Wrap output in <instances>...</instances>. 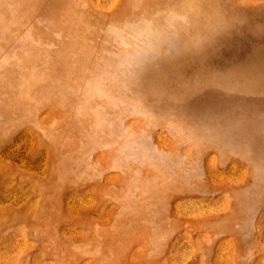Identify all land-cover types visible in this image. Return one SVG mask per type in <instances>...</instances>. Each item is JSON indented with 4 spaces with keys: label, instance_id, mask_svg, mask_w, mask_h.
Here are the masks:
<instances>
[{
    "label": "rangeland",
    "instance_id": "rangeland-1",
    "mask_svg": "<svg viewBox=\"0 0 264 264\" xmlns=\"http://www.w3.org/2000/svg\"><path fill=\"white\" fill-rule=\"evenodd\" d=\"M0 264H264V0H0Z\"/></svg>",
    "mask_w": 264,
    "mask_h": 264
}]
</instances>
